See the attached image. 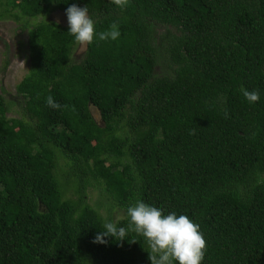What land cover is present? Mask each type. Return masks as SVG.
<instances>
[{"label": "trees", "instance_id": "obj_1", "mask_svg": "<svg viewBox=\"0 0 264 264\" xmlns=\"http://www.w3.org/2000/svg\"><path fill=\"white\" fill-rule=\"evenodd\" d=\"M73 4L96 33L83 60L68 24L40 22L16 86L25 120L0 92V264H151L137 201L198 224L201 264H264V0H6L15 20ZM89 188L124 217H102ZM106 222L125 240L93 243Z\"/></svg>", "mask_w": 264, "mask_h": 264}, {"label": "clouds", "instance_id": "obj_2", "mask_svg": "<svg viewBox=\"0 0 264 264\" xmlns=\"http://www.w3.org/2000/svg\"><path fill=\"white\" fill-rule=\"evenodd\" d=\"M116 6L124 8L128 0H111ZM69 27L68 33L75 42L81 46L93 42L95 29L94 23L89 18L88 8H80L73 4L65 13ZM59 23V20H57ZM120 36L118 25L113 23L109 30L99 33V39L116 40ZM22 63V62H21ZM244 98L249 103L259 100V93L255 90L242 89ZM47 106L56 110L61 105L56 103L51 95L46 98ZM63 107H67L64 105ZM130 217L129 228L142 236L148 244V259L151 264H201L206 250V241L200 231L199 225L190 220L186 215H177L175 212L168 215L154 206H149L142 201H137L127 209ZM104 230L98 231L93 243L105 244V237H112L119 241L125 240L128 229L117 228L115 224L106 222Z\"/></svg>", "mask_w": 264, "mask_h": 264}, {"label": "rangeland", "instance_id": "obj_3", "mask_svg": "<svg viewBox=\"0 0 264 264\" xmlns=\"http://www.w3.org/2000/svg\"><path fill=\"white\" fill-rule=\"evenodd\" d=\"M59 20V23H57ZM52 22L62 26H66L67 18L64 13L53 10L46 16H38L36 18L13 19L6 6V0H0V92L6 100L8 107V118L26 119L23 113L22 101L16 96V86L27 74L30 61L28 52V30L40 23ZM165 33V29H161ZM86 46L78 43L74 46L71 53V62L73 64L80 63L84 58ZM8 64L5 66V62ZM22 62V63H21ZM169 73L168 66L161 61L155 68L157 76ZM91 115L94 120L101 124L98 111L94 107H90ZM63 164V163H61ZM64 169V166L61 165ZM90 205L98 211L102 217L115 223L124 217V211L111 206L110 201L106 199L104 194L99 190L89 188L87 190Z\"/></svg>", "mask_w": 264, "mask_h": 264}, {"label": "water", "instance_id": "obj_4", "mask_svg": "<svg viewBox=\"0 0 264 264\" xmlns=\"http://www.w3.org/2000/svg\"><path fill=\"white\" fill-rule=\"evenodd\" d=\"M99 113V112H98Z\"/></svg>", "mask_w": 264, "mask_h": 264}]
</instances>
